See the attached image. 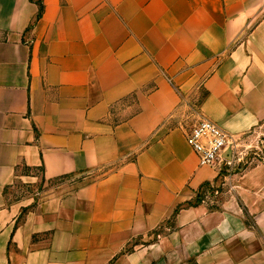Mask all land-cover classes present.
<instances>
[{
	"label": "crops",
	"instance_id": "1",
	"mask_svg": "<svg viewBox=\"0 0 264 264\" xmlns=\"http://www.w3.org/2000/svg\"><path fill=\"white\" fill-rule=\"evenodd\" d=\"M194 117L263 149L264 0H0V264H264V157Z\"/></svg>",
	"mask_w": 264,
	"mask_h": 264
},
{
	"label": "built area",
	"instance_id": "2",
	"mask_svg": "<svg viewBox=\"0 0 264 264\" xmlns=\"http://www.w3.org/2000/svg\"><path fill=\"white\" fill-rule=\"evenodd\" d=\"M185 141L196 155L199 165L217 169L229 176L243 162L246 148L238 138L228 135L211 121L200 118L185 134Z\"/></svg>",
	"mask_w": 264,
	"mask_h": 264
},
{
	"label": "rangeland",
	"instance_id": "3",
	"mask_svg": "<svg viewBox=\"0 0 264 264\" xmlns=\"http://www.w3.org/2000/svg\"><path fill=\"white\" fill-rule=\"evenodd\" d=\"M129 113H132L131 110L128 111V114ZM125 116H121L120 118H124ZM119 118V119H120ZM197 122V118H189V119H186L183 121V124L185 125V127H189V125L191 124H195ZM241 144V143H240ZM242 145V144H241ZM243 146V145H242ZM259 146L262 147L263 149L260 151L258 150V148H255V149H249V148H246L243 146L241 148V150L245 149L246 152H245V156H244V159H243V162L240 163L234 170V172H237L238 170H241L243 167L247 166L252 158L254 157V153L256 152H259V156H262L264 157V138H263V141H261L259 143ZM85 178V177H84ZM91 178H94V176H89L87 177L86 179H83V176L81 177H73V178H70V179H73V180H70V179H67L70 183V188L72 187H75V186H78L84 182H88L89 180H91ZM66 179H64V181H67ZM67 181V182H68ZM63 181H53L52 186H56L57 184L61 183ZM23 190V193L26 192V188L25 187H22ZM206 189V190H205ZM203 191L199 192L195 198V200L190 203L191 205H194L196 203V201L198 202H204L207 204V206L209 208H216L217 205L219 204V201L221 199V192H222V186L221 184H217L215 186H213L212 188H205ZM162 231V229H161ZM158 232L160 231H156L154 233V235H151L150 236V241L155 239L156 238V235L158 234Z\"/></svg>",
	"mask_w": 264,
	"mask_h": 264
},
{
	"label": "trees",
	"instance_id": "4",
	"mask_svg": "<svg viewBox=\"0 0 264 264\" xmlns=\"http://www.w3.org/2000/svg\"><path fill=\"white\" fill-rule=\"evenodd\" d=\"M37 4H38V6H39V10H38V14H37V16H36V19H39L40 16H41V13H42V6H41V4H40L39 1H37ZM199 203H200V202L196 201V203H195L194 205H197V204H199ZM189 205H190V204H189Z\"/></svg>",
	"mask_w": 264,
	"mask_h": 264
}]
</instances>
